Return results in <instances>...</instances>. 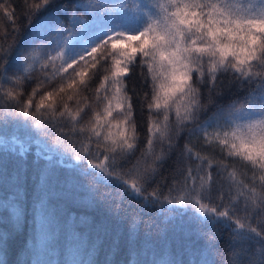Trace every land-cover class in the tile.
Listing matches in <instances>:
<instances>
[{"label": "snow or ice", "instance_id": "1", "mask_svg": "<svg viewBox=\"0 0 264 264\" xmlns=\"http://www.w3.org/2000/svg\"><path fill=\"white\" fill-rule=\"evenodd\" d=\"M45 15L65 17L80 31L108 23L72 55L59 47L40 55L18 46L19 20ZM233 88L244 90L243 98L217 104ZM210 105L216 111L201 121ZM137 108L146 116L143 148ZM0 117V124L11 119L54 135L93 191L122 185L145 209L191 208L209 252L227 230L223 264H264V0H0ZM200 139L203 150L193 146ZM27 151L17 154L23 159ZM174 154L165 194L158 181ZM50 180L42 170V192ZM9 200L22 215L20 193L5 198V206ZM38 203L44 207L43 196ZM141 224L132 216L129 232ZM0 264H9L6 233H0Z\"/></svg>", "mask_w": 264, "mask_h": 264}, {"label": "trees", "instance_id": "2", "mask_svg": "<svg viewBox=\"0 0 264 264\" xmlns=\"http://www.w3.org/2000/svg\"><path fill=\"white\" fill-rule=\"evenodd\" d=\"M104 2L131 5L133 0ZM87 18H92L91 14ZM122 18V14L115 17ZM19 23L18 46H27L29 52L39 49L40 55L59 47L72 55L79 51L78 47L89 38L90 32L98 31L108 21L89 24L83 31L71 27L65 17L50 19L45 15L31 21L20 19ZM60 25L64 30H60ZM69 27L71 31H67ZM39 78V71L33 73L25 85L26 94ZM135 78L139 79V70ZM244 95V90L233 88L217 97V104L227 106ZM215 111V105H210L201 113V121L213 116ZM145 120L146 116L141 117L137 108L140 148L146 143ZM184 142L182 137L181 148ZM193 146L203 150L202 139L193 140ZM21 147L28 150L23 159L17 154ZM175 158L174 154L161 169L164 179L158 182L165 194L173 179ZM45 169L50 171L51 180L42 192L40 174ZM122 187L97 185L96 191L91 190V179L80 173L75 161L62 155L55 146L54 135L44 136L11 119L0 124V233L8 235L9 264H16L17 259L20 264H154L170 260H181L183 264H204L211 260L214 264H223L228 255L227 230L223 231L218 249L209 252L201 239L204 226L191 208L173 209L164 204L145 209L138 198L124 195ZM17 191L23 203V214L19 217L11 200L4 204L5 198ZM41 196L43 208L38 203ZM102 196L109 198L102 199ZM132 216L143 219L134 233L129 232Z\"/></svg>", "mask_w": 264, "mask_h": 264}, {"label": "rangeland", "instance_id": "3", "mask_svg": "<svg viewBox=\"0 0 264 264\" xmlns=\"http://www.w3.org/2000/svg\"><path fill=\"white\" fill-rule=\"evenodd\" d=\"M98 33H99V32H98ZM98 33H96L95 35H97ZM94 38H95V37H93L92 40H93ZM92 40H91V41H92ZM91 41H90V42H91ZM90 42H87V43L84 45V47L87 46V44L90 43Z\"/></svg>", "mask_w": 264, "mask_h": 264}, {"label": "bare ground", "instance_id": "4", "mask_svg": "<svg viewBox=\"0 0 264 264\" xmlns=\"http://www.w3.org/2000/svg\"><path fill=\"white\" fill-rule=\"evenodd\" d=\"M23 125V124H22Z\"/></svg>", "mask_w": 264, "mask_h": 264}]
</instances>
